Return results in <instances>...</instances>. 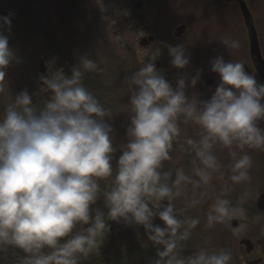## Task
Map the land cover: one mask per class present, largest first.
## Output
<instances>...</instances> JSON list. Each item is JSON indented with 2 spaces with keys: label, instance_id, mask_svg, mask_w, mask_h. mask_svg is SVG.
I'll use <instances>...</instances> for the list:
<instances>
[{
  "label": "clouds",
  "instance_id": "obj_1",
  "mask_svg": "<svg viewBox=\"0 0 264 264\" xmlns=\"http://www.w3.org/2000/svg\"><path fill=\"white\" fill-rule=\"evenodd\" d=\"M12 22L0 17V93L8 68L19 63L9 46ZM229 50L239 40L222 39ZM176 69L190 64L184 44H166ZM155 59L126 77L130 92L127 142L113 166L114 129L106 109L84 84L85 75L97 70L89 55L79 57L71 75L53 69L41 75V90L51 93L43 106L27 90L14 95L0 113V258L9 250L21 253L15 264H86L100 252L111 232V222L142 227L146 241L156 250L151 264H231L230 249L200 247L185 255L186 242L200 224L187 216L207 196L213 174L221 164L214 154L219 145L232 157L231 184L251 179L249 150L264 151V83L244 63L210 61L219 82L209 99L195 89L201 72L182 76L176 86L158 70ZM190 81V82H189ZM193 124L198 138L180 142L181 124ZM174 144L191 156V172L165 170ZM200 199L177 208L186 186ZM225 184L206 213L205 227L226 224L235 214ZM159 219L163 227L155 224ZM210 239V238H209Z\"/></svg>",
  "mask_w": 264,
  "mask_h": 264
},
{
  "label": "rangeland",
  "instance_id": "obj_2",
  "mask_svg": "<svg viewBox=\"0 0 264 264\" xmlns=\"http://www.w3.org/2000/svg\"><path fill=\"white\" fill-rule=\"evenodd\" d=\"M46 5L48 2L45 0H0V17H10L12 22L11 33L5 31L4 34L9 36V46L16 52L19 59V63L14 62L8 68L7 76L2 82L0 113L8 103L13 101L14 95L25 90L33 95L36 104L40 102L37 101L40 97L44 99L39 77L47 75L49 70L45 74L39 72V55L45 42L49 45L50 52L45 66L51 64L53 69L62 68L68 76L71 75V68L79 62V57L89 55L98 67L95 72L86 74L84 79L92 78L91 81L99 85L94 94L100 103L112 112L109 123L114 129L112 138L117 148L113 160L115 167L116 160L122 154L120 145L127 142L126 130L130 124V92L126 77L141 66L140 58L150 57L154 60L153 50L136 54V50L140 49L139 41L145 33L144 29L136 23H129L127 16L131 13L130 0H94V6L91 8L94 16L84 19L86 17L84 12L82 21L69 25L59 21V16L54 17L53 13L57 8L55 5L48 10ZM31 12L37 13L35 19L31 20ZM25 17L26 19L20 22V18ZM33 35L37 38L33 39ZM73 48L75 56L67 57L65 53ZM187 126L188 124H181V131L188 133ZM177 153V149L173 148L172 159L165 164L174 166V163L183 162L186 155H182L183 158L180 155L177 156ZM250 155L253 160V166L250 169L251 179L241 186L243 190L239 194V199L238 196L232 197L230 191L224 197L230 201L244 202L241 203L242 205L250 204L264 189V157L259 159L257 155ZM224 174L223 172L221 176L219 172L217 178L213 176L207 189L210 191L209 196L204 197L200 204L193 207L194 215L199 217L200 224L192 231L190 243L184 251L185 255L204 246L228 249L227 245H229L230 250H236L239 247L237 231L233 230L234 235L226 237H222L221 234L223 226L227 225L232 229V222L244 216L242 214L244 207L237 206L238 202L234 207L235 214L226 224H216L211 229L205 227L208 204L215 201L226 184L223 179ZM192 199H200V197L198 193H193L191 185H188L183 195L177 198L176 204L186 205ZM200 207L205 211L203 212Z\"/></svg>",
  "mask_w": 264,
  "mask_h": 264
},
{
  "label": "flooded vegetation",
  "instance_id": "obj_3",
  "mask_svg": "<svg viewBox=\"0 0 264 264\" xmlns=\"http://www.w3.org/2000/svg\"><path fill=\"white\" fill-rule=\"evenodd\" d=\"M45 1L48 2L47 10L53 5L57 7L53 15L55 18L59 16V21L66 25L82 21L84 12L86 13L84 19L94 16L91 11L94 0ZM130 2L131 13L127 16L129 23H136L144 29L145 33L139 41V45L141 42L143 45H140V49L136 50V54L148 53L155 47L161 48L162 56L155 61V64L157 69L163 72L165 78L173 84V87L176 86V81L180 77H190L201 72L200 83L195 89L189 87L188 94L192 95L195 92L200 99H209L219 82V76L211 71L210 64V61L217 56H223L225 61L244 63L246 70L255 75L259 83H264V71L260 67L258 58L252 55L250 43L251 31L254 28L264 59V0H130ZM244 2L250 12L248 20L245 19L243 11ZM137 3H141V8L136 7ZM31 13V20L35 19L37 13ZM180 27L184 29L177 35V30ZM36 38L33 35V39ZM225 38L239 40L240 48L228 51L221 42ZM166 44L173 46L184 44L191 57L190 64L185 69H176L171 65ZM41 48L39 64L43 61L46 65L50 55L49 45L45 42ZM74 48L69 49L65 55L67 57L75 56ZM147 59L150 57L140 58V65L141 61H147ZM46 67L49 70V65ZM189 124L186 130L188 133H185L184 130L181 131V143L187 137L198 138L197 127ZM260 126L264 127V122H261ZM174 149L178 151L177 156L186 155V157L182 156L183 162L174 163V166L165 164V170L172 166V170L183 168L186 173L190 174L191 156L185 154L175 144ZM213 151L221 164L220 170L213 176L217 178L219 172H221V176L224 172L223 179L226 184H229L231 196H238L239 199V194L243 190L241 186L244 183L231 184L227 179L231 174L230 165L232 163L229 150L217 145ZM250 154L257 155L259 159L264 157V151L260 150H249ZM209 192L208 190L207 197ZM263 193L264 189L248 205H242L244 202L239 200L236 202L231 200L233 208L237 202V206L244 207L242 213L244 216L240 220L236 219L232 222L233 228L226 225L222 227L221 231L222 237L232 235L233 230L238 232L239 247L236 250H231V264H264V210L258 207V199ZM202 211L205 210L202 209ZM227 247L229 249V245Z\"/></svg>",
  "mask_w": 264,
  "mask_h": 264
},
{
  "label": "trees",
  "instance_id": "obj_4",
  "mask_svg": "<svg viewBox=\"0 0 264 264\" xmlns=\"http://www.w3.org/2000/svg\"><path fill=\"white\" fill-rule=\"evenodd\" d=\"M24 19L26 17L20 18V22ZM91 80L92 78L84 79V84L94 94L99 85ZM37 101H40L37 105L42 107L45 100L40 97V100ZM176 206L177 208L185 207V205L180 206L177 204ZM192 208L188 209L186 215L196 218L194 215L195 210ZM154 223L164 226L158 218ZM146 239L142 227L136 228L125 226L123 223L111 222V232L100 252L91 256L86 264H151V261L156 258V250L151 244L148 247L143 246ZM189 243L190 240L186 242L185 249H187ZM20 254L18 251L9 250L6 258H0V264H15L16 256ZM2 256L3 254H0V257Z\"/></svg>",
  "mask_w": 264,
  "mask_h": 264
},
{
  "label": "water",
  "instance_id": "obj_5",
  "mask_svg": "<svg viewBox=\"0 0 264 264\" xmlns=\"http://www.w3.org/2000/svg\"><path fill=\"white\" fill-rule=\"evenodd\" d=\"M244 7H243V11H244V15H245V19L248 20V18L250 17V12L245 4V2L243 3ZM137 8H141V3H137L136 5ZM183 27H180L178 30H177V35H178V32H182L183 31ZM252 35H251V53L253 56H256L259 60V63H260V67L263 69L264 71V59L261 55V50H260V45H259V42H258V39H257V35L255 33V30L254 28L252 29ZM140 45H143V42L140 43ZM39 72L41 74H45L47 72V67L45 66L44 62L41 61V63L39 64ZM51 96V93H44L43 97H44V100L47 99L48 97ZM258 207L261 209V210H264V193L261 194V196L259 197L258 199Z\"/></svg>",
  "mask_w": 264,
  "mask_h": 264
}]
</instances>
